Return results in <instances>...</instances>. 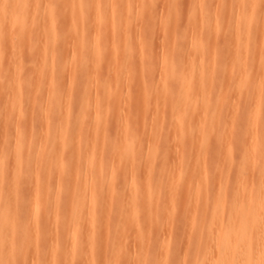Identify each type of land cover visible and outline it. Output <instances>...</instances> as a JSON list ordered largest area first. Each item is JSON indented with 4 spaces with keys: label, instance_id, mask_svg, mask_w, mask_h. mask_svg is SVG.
I'll list each match as a JSON object with an SVG mask.
<instances>
[{
    "label": "rangeland",
    "instance_id": "374dc122",
    "mask_svg": "<svg viewBox=\"0 0 264 264\" xmlns=\"http://www.w3.org/2000/svg\"><path fill=\"white\" fill-rule=\"evenodd\" d=\"M48 1L54 3L56 0ZM170 1L60 0V9L57 11L60 19L57 37L53 42V48L47 43V49L54 54L53 85L54 93L58 94V97L53 102H46L44 79L29 77V74H26L27 67L20 71L21 126L28 128L27 140L37 143L40 138L46 139L48 134L43 129L45 122L52 125L63 122L64 129L68 131V140L63 144L64 157L60 169L66 173V177L60 182L58 193L68 192L70 196L65 197L64 204L57 214H54L55 212L46 214L39 225V233L43 236L41 242H44L43 253H48L55 243H58L61 251L80 249V244L76 246V243L73 244L68 238L63 237L51 244L50 238L62 222V216L72 210L71 204L76 201H73L75 197L71 198V192L78 186V182L72 172L80 169L79 163L83 161L84 153L80 152L79 162L76 164L74 162L76 152L72 150L85 139L73 138L76 125L82 123L88 132L96 133L94 128L90 127L92 120L90 111H87L85 118H81L80 108L87 102H98L100 108H103L106 99L101 89L104 87L117 88L122 92L116 103L110 107H119L120 112L109 108L105 114L102 129L106 144L113 153L114 150L120 149L121 142L133 143L131 151L122 152L124 156L134 158V164L130 168H133L136 179L129 180L126 173H120L122 166L114 165L116 195L109 200L111 208L108 210H102L103 203L100 204L98 220L101 225L104 217L111 216L108 219L109 223L117 224L125 234L121 241L114 238L111 246L126 243L128 251L138 255L144 250L149 257V261L144 264L164 261L167 264H190V255L202 251L205 247L204 242L200 241L199 234L201 231H208L215 214L214 204L220 187L217 182L218 175L226 170L245 174L255 172L257 176L264 172V117H262L264 89L261 96L245 95L247 91L253 92L257 87L254 81L248 78L250 74L255 81H262L264 84V46L258 49L254 46L251 53H243L240 50L242 42L245 41L246 30L250 31L247 39L259 46L264 28H261L260 21H257L255 23L258 25H250L249 29L244 27L236 30L234 14L238 10L240 0H178L176 12L171 10ZM205 1L210 3L208 9L203 5ZM25 3L24 12L27 16L31 11V1L27 0ZM250 4L251 0H242L243 10L246 11ZM73 6L75 11L79 10L80 16H72L71 26L68 17ZM96 10L103 18L100 22H94ZM209 14L212 15L208 17ZM35 18L39 22L45 20L41 11L34 13ZM29 20L30 15L27 17V21ZM214 20L217 21L218 32L211 29ZM176 26L191 30L197 39L196 42L200 44L180 55L176 46L184 37H178L172 30ZM225 33L228 36H225ZM91 35H95V39ZM81 38L85 43V47L82 48L76 42ZM97 40L103 42V48L100 49L103 60L99 65L96 64L94 57V44ZM43 41L42 30L39 25H35L31 47L27 42L22 43L24 62L40 66L43 62L40 58ZM197 49L201 50L202 56L211 63V67L213 65V69L209 71L210 68L204 67L199 74H195L194 83L202 82L205 87L212 90L220 88L222 92L199 94L196 90L199 107L193 111L187 109L176 115H169L165 113L161 104L163 105L165 100L176 101L180 95L179 86L170 84L167 79L171 65L175 60H179V69L183 70L187 61H197L199 58L195 55ZM3 53L6 56L8 49ZM72 55L74 61L69 60ZM117 63H122L124 67L128 63L132 65L136 78L131 81H118L117 79L125 77L124 74L128 71H125V68L123 70L125 72L121 73L116 67ZM7 64L6 61H2L0 69L5 70ZM79 66H84L85 73L91 74L94 78L95 82L91 86L84 84L80 87L77 85L78 82L74 83ZM243 67L250 69L248 72L251 73L241 74ZM239 74L245 77L240 78ZM12 86L10 77L4 76L0 81V95L11 94ZM71 89L72 93L69 92ZM32 98L34 102L31 101ZM144 99L147 102H144ZM70 101L75 102L72 113L67 114V105ZM2 104L0 97V106ZM4 122V116L1 115L0 149L9 146L16 136L15 117L11 116L8 125ZM186 123L192 124V131L188 136L181 137L179 134L183 132ZM179 124H182L181 127ZM125 126L129 130L127 134L123 129ZM203 145H206V149L202 153L200 150L204 148ZM27 154L28 152L24 150L19 155L23 159ZM95 154L99 155V151L96 150ZM56 157V155L42 157L37 166L38 180L31 181L29 177L26 178V174H22L10 182L11 174L6 173L0 182L2 191L7 194L9 186H14L12 190L16 195L15 203L19 205L17 223L24 222L25 211L30 205L29 190L38 187V181L46 172L47 163L53 161L52 169L58 171ZM187 177L193 178L199 185L205 184V191L187 192L175 202L169 203L166 194L182 186ZM146 179L159 180L158 202L145 200L138 206V213H134V209L128 206L130 194L139 189V182ZM134 184L136 188L133 187ZM233 188L225 187L223 193L224 217L228 215ZM43 200H38L37 209L32 210L34 215L42 214L46 204ZM4 203L0 202L1 205ZM193 219L196 220V225L192 224ZM135 222L144 226L140 236L135 233ZM23 233L18 232L20 235ZM160 242H163L165 247H161ZM23 245L24 243L20 242L17 248L23 254L29 253L31 246L23 248ZM99 246L100 243L97 242L96 253ZM95 262L99 264V259L96 258ZM107 264L143 263L137 262L134 258L115 255Z\"/></svg>",
    "mask_w": 264,
    "mask_h": 264
},
{
    "label": "bare ground",
    "instance_id": "6f19581e",
    "mask_svg": "<svg viewBox=\"0 0 264 264\" xmlns=\"http://www.w3.org/2000/svg\"><path fill=\"white\" fill-rule=\"evenodd\" d=\"M26 1L0 0V63L2 61L8 63V67L5 70L0 69V81L7 75L13 82L10 90L11 94L0 95L3 102V106H0V116H4L5 125L11 116H14L17 120L15 139L9 146L0 149V182H2L6 173L11 174L10 182L22 174H26V178L28 179L29 177L31 181L34 179L38 180L37 166H39L42 157L46 158V156H57L55 159L58 161V171L52 169L53 161L47 163L46 172L41 176V180L38 181V187L35 189L30 188L29 190L30 205L25 211L24 222L21 223H17L19 205L15 203L14 198H16V195H14L15 192L12 190L14 186H9L8 194L4 193L0 186V202L4 201L6 203L0 204V264H78L79 261L80 264H97L95 262L96 258L99 259V264H101V261L102 264L104 261L107 264L114 259L115 255L134 258L137 262L144 264L149 261L148 254L144 253V250H141V254L138 255L128 251L129 248L126 243L119 246H111L114 238L121 241L125 237V234L122 233L121 228L117 224H114V222L113 224L109 223L108 219L111 216L108 215V218L104 217L101 225L98 220L100 204L103 203L102 210H108L110 207L109 200L116 195L114 165H121L120 173H126L129 180L133 181L136 179L133 168H130L134 164V158L124 156L122 152L129 151L127 150L129 142H121L119 144L120 149L114 150L113 153H111L108 144H106L104 130L102 129L105 123V114L108 113L109 108L112 107L111 104L116 103L122 93L120 89L108 86L101 89L102 95L106 99L103 108H100L98 102H87L80 108L82 112L81 118H85L87 111H90L92 115L90 127L94 128L96 133H92L93 131L88 132L82 123L76 125L73 138L76 140L81 139V137L85 138L82 143L75 145L72 150L76 152L74 160L76 164L79 162L80 152L84 153V159L79 163L80 169L72 172L78 182V186L71 192V198L75 197L73 201H76L71 204L72 210L62 216V222L50 238V244L57 242L63 237L68 238L73 244L76 243V246L80 244V249L61 251L58 243H55L48 253L42 252L44 242H41L43 236L39 233V225L43 222L46 214L52 212L57 214L64 204L63 200H65V197L67 195L70 196L68 192L58 193L60 182L66 177V173L60 169L62 158L64 157L62 152L63 144L68 140V131L64 129L63 122L58 125L45 122L43 129L48 134L47 138H40L41 141L39 140L37 143L33 140H27L28 128L21 126L22 88L20 71L27 67L28 71L26 74H29V77L44 79L46 102H53L58 97V94L54 93L53 85L52 67L54 54L47 49V43L53 48V42L57 37V25L60 23V19H58L59 12L57 11L60 9V0L54 2L56 4L54 8L47 7L49 3H52L48 0H29L31 1V11L27 16L24 12ZM251 1L252 4L249 5L246 11L242 8V0L238 2V10L234 14L237 31L244 27L249 29L250 25H258L255 23L257 21H260L261 24L259 26L264 28V15H262V10L259 6L260 0ZM5 3H7V7H4ZM209 4V1L203 3L206 9L209 8ZM169 6L172 11L176 12L178 0H171ZM36 11H41L42 17L45 18L44 21L39 22L36 18L34 19ZM29 15L30 20L27 21ZM69 15L68 19L71 20L74 15L80 16V12L79 10L75 11V6H73ZM210 15L212 14H209L208 17ZM93 18L94 22H100L103 19L97 10ZM35 25H39L44 40L41 45L40 58L45 64L42 62L40 66L27 63V61L24 62L22 59V43L27 42L31 47ZM69 25L73 26L72 20ZM211 29L214 32H218L219 27L216 20L213 21ZM172 30L178 37H184L176 46L180 55L200 44L196 42L197 39L194 33H191L192 31L188 30V28L176 26ZM249 34V30L244 32L245 41L242 42L240 48L243 53L253 52L254 46L257 49L264 46V33L260 35L259 46L254 45L253 41L247 39ZM95 35H91V37L93 38ZM224 35L228 36L226 33ZM76 42H78L80 48L85 47L83 38L77 39ZM94 47V57L96 58V64L99 65L100 61L103 60L100 52V49L103 48V42L97 40ZM7 49L8 54L4 56L3 52ZM175 55L177 56V52ZM195 55L199 56L197 61H187L183 70L179 69V60H175L171 65V72L168 74L167 79L170 84L179 86L180 95L176 101L169 102L165 100L163 105L161 104L165 113L169 115H176L180 111L187 109H192L193 111L199 107L200 102L198 101L196 90H198L199 94L212 91H216V93L222 92L220 88L216 90L207 88L202 82L194 83L195 74H199L201 70L205 69L204 67L210 68L209 71L213 69V65L211 67V63L205 60L200 49L196 50ZM74 59L73 55L69 58L70 61H74ZM163 61L166 62L165 58H163ZM116 67L121 73L128 71L127 74H124L125 77H120V79H117L118 81H131L136 78L132 65L130 66L129 63L125 67L122 63H117ZM84 68V66L77 68L78 73L74 79V83L78 82L77 85H80V87L84 86V84L91 86L95 82L91 74L85 73ZM125 68L126 70L123 71ZM248 71L250 69L243 67L241 74L245 75V73H248L249 75L251 72ZM241 74L238 77H245ZM250 76L248 78L254 81L257 89L254 88L253 92L247 91L245 95L247 97H253L256 94L261 96L264 89L263 82H257L255 78ZM69 92L72 93V89ZM31 101L34 102L33 98ZM73 102L70 101L68 103L67 114L72 113ZM144 102H147V100L144 99ZM118 108L110 109H114L113 111L119 113L120 109ZM181 125L179 124V127ZM183 128V134L180 133L179 135L181 137L188 136L192 131V124L186 123ZM123 129L125 134H127L129 131L128 127L125 126ZM51 144H53L52 147H48ZM205 149L206 145L200 152L203 153ZM24 150L28 154L21 159L19 154ZM96 150L99 151L97 156L95 154ZM42 151L44 152L42 153ZM191 157L193 160L194 155L192 154ZM191 177H187L182 186L166 194L169 203L175 202L187 192L205 191L206 185H199ZM217 182L220 187L214 204L215 214L211 219L208 231H201L199 234L200 241L204 242L205 247L202 251H196L190 255V264H261V261L264 260V255H262V251H264V195H262L264 172L257 176L255 172L245 174L243 172L231 173L226 170L218 175ZM158 183L159 180L147 179L141 183L139 182V189L130 194L128 201V206L134 209V213H138V206L145 200L158 202L160 196ZM53 185L54 187H52ZM228 186L234 187L233 196L227 211L228 215L224 217L225 199L223 193L225 192V187ZM133 187L136 188V184ZM52 188L53 190H51ZM39 199L46 201L45 209L42 214L34 215L32 210L37 209ZM189 215H191V212ZM192 224L196 225L195 219H193ZM135 227L136 235L140 236L144 226L135 222ZM18 232L24 233L20 235ZM20 242L24 243L23 248L31 246L29 253L23 254L17 248ZM97 242L100 243L98 253L95 252V244ZM160 246L165 247V244L160 242ZM156 264H167V262Z\"/></svg>",
    "mask_w": 264,
    "mask_h": 264
},
{
    "label": "snow or ice",
    "instance_id": "6c2138e0",
    "mask_svg": "<svg viewBox=\"0 0 264 264\" xmlns=\"http://www.w3.org/2000/svg\"><path fill=\"white\" fill-rule=\"evenodd\" d=\"M7 6H8L7 3H5L4 7H7ZM259 6L262 10V15H264V0H260ZM47 7L54 8V7H56V4L55 3H49L47 5ZM262 117H264V111H262ZM262 195H264V186H262ZM262 255H264V251H262ZM261 264H264V260L261 261Z\"/></svg>",
    "mask_w": 264,
    "mask_h": 264
},
{
    "label": "clouds",
    "instance_id": "9594fccd",
    "mask_svg": "<svg viewBox=\"0 0 264 264\" xmlns=\"http://www.w3.org/2000/svg\"><path fill=\"white\" fill-rule=\"evenodd\" d=\"M133 148V143L129 142L127 150L131 151Z\"/></svg>",
    "mask_w": 264,
    "mask_h": 264
}]
</instances>
